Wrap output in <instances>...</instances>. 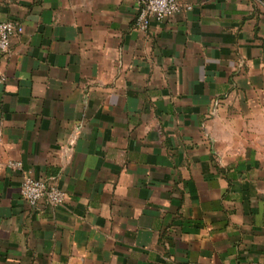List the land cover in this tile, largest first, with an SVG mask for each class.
Here are the masks:
<instances>
[{
    "label": "crops",
    "instance_id": "1",
    "mask_svg": "<svg viewBox=\"0 0 264 264\" xmlns=\"http://www.w3.org/2000/svg\"><path fill=\"white\" fill-rule=\"evenodd\" d=\"M179 1L0 0V264L264 261V0Z\"/></svg>",
    "mask_w": 264,
    "mask_h": 264
},
{
    "label": "built area",
    "instance_id": "2",
    "mask_svg": "<svg viewBox=\"0 0 264 264\" xmlns=\"http://www.w3.org/2000/svg\"><path fill=\"white\" fill-rule=\"evenodd\" d=\"M133 2L136 10L134 26L139 30H146L152 20L160 22L184 9L191 8L179 0H133ZM22 31L23 26L20 23L11 20L0 21V57L8 53L10 38ZM7 167L20 169L21 162L8 161ZM20 195L30 206H37L44 202L55 207L66 199L64 191L54 185H48L45 179L34 177L30 171L22 172ZM245 264H264V261H249Z\"/></svg>",
    "mask_w": 264,
    "mask_h": 264
}]
</instances>
